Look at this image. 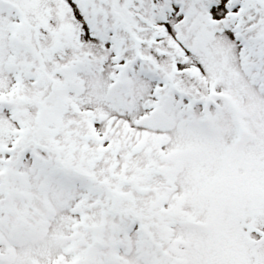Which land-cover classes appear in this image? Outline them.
Returning a JSON list of instances; mask_svg holds the SVG:
<instances>
[{
  "label": "snow or ice",
  "instance_id": "6c2138e0",
  "mask_svg": "<svg viewBox=\"0 0 264 264\" xmlns=\"http://www.w3.org/2000/svg\"><path fill=\"white\" fill-rule=\"evenodd\" d=\"M0 264H264V0H0Z\"/></svg>",
  "mask_w": 264,
  "mask_h": 264
}]
</instances>
